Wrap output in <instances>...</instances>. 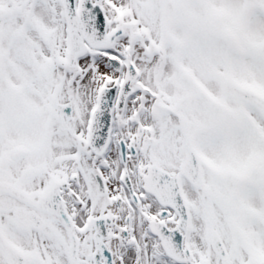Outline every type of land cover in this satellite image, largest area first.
Listing matches in <instances>:
<instances>
[{"label": "snow or ice", "instance_id": "6c2138e0", "mask_svg": "<svg viewBox=\"0 0 264 264\" xmlns=\"http://www.w3.org/2000/svg\"><path fill=\"white\" fill-rule=\"evenodd\" d=\"M0 264H264V0H0Z\"/></svg>", "mask_w": 264, "mask_h": 264}]
</instances>
